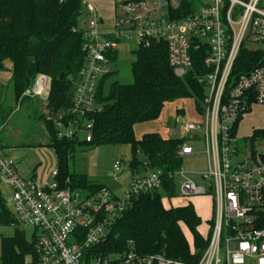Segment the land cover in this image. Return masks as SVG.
Listing matches in <instances>:
<instances>
[{
	"label": "built area",
	"instance_id": "1",
	"mask_svg": "<svg viewBox=\"0 0 264 264\" xmlns=\"http://www.w3.org/2000/svg\"><path fill=\"white\" fill-rule=\"evenodd\" d=\"M81 2L91 19L86 29H80L85 61L74 81L72 106L69 111L54 113L47 107L43 111L59 139L80 133L85 141L92 139L93 124L86 115L99 110L98 83L111 72L106 54L116 50L121 38H136L138 45L145 46L153 40L165 42L169 64L180 78L192 68L194 50L206 53V71L195 76L204 87L198 119L176 111L168 138L182 139L180 157L194 152L182 129L203 140L208 170L200 176L207 180L208 191L179 167L170 174L174 179L181 176L171 197L211 195L208 244L197 262L142 254L131 241L122 250L105 253L101 245L131 198L162 188L159 169L134 176L122 197L106 186L82 195L81 188L71 187L68 179L60 183L57 166L48 170L46 178L26 177L15 160L0 150V184L12 191L11 211L19 222L35 229L34 253L23 264H264V226L257 223L264 203V161H259L258 154L264 152L256 151L253 158L251 143L244 141L240 147L236 132L239 118L250 105L264 104V0H210L200 7L191 4L186 14L182 13L184 0H113L121 16L108 28L88 0ZM244 47L261 52V59L249 71L237 73ZM49 82V77L40 75L33 93L47 95ZM246 147L250 156L241 157ZM120 165V161L114 163L115 171Z\"/></svg>",
	"mask_w": 264,
	"mask_h": 264
},
{
	"label": "trees",
	"instance_id": "2",
	"mask_svg": "<svg viewBox=\"0 0 264 264\" xmlns=\"http://www.w3.org/2000/svg\"><path fill=\"white\" fill-rule=\"evenodd\" d=\"M184 1L186 9L182 13L186 14L192 10L194 0ZM81 9V0H0V69L4 60L10 61L16 103L33 100L32 86L39 75H45L50 78L46 107L54 113L70 110L74 81L85 61L83 35L77 27ZM134 53L131 83L114 80L104 94L105 78L111 72L100 78L96 101L101 107L86 115L92 121L93 133L90 141L83 142L130 144L132 170L138 166L144 170L159 169L162 188L131 198L130 205L112 224L101 250L105 253L122 250L131 241L142 254L158 253L171 259L197 262L208 244V234L203 235L199 228L201 217L192 203L164 207L161 195L176 194V181L170 174L181 165L182 157L177 151L182 139L164 137L157 132H145L136 138L133 129L136 123L158 118L166 103L179 98L193 97L196 109L200 110L204 87L195 76L206 71L203 63L206 53L201 49L193 51L192 68L183 78L173 73L165 42L153 40L149 45H138ZM261 55V52L242 48L236 72L249 71L257 65ZM106 57L114 60L115 51L108 52ZM11 112V107L0 103V127ZM39 118L48 133V140L39 145L53 149L60 183L65 184L68 179L71 187L90 192L104 187L70 170L69 160L78 136L59 139L54 124L45 120L43 113ZM256 138H264V129H253L247 138L252 145L253 158ZM140 154L143 160L139 159ZM257 223L264 226V203L257 212ZM9 224L15 226V231L13 235H0V264H23L26 255L34 253L35 239L26 240L17 218L0 197V225Z\"/></svg>",
	"mask_w": 264,
	"mask_h": 264
},
{
	"label": "rangeland",
	"instance_id": "3",
	"mask_svg": "<svg viewBox=\"0 0 264 264\" xmlns=\"http://www.w3.org/2000/svg\"><path fill=\"white\" fill-rule=\"evenodd\" d=\"M98 11L105 27H112L115 19L121 16L120 11L115 8L113 0H88ZM210 0H194V7H200ZM87 7L82 3V9L77 17V27L86 29L88 27L91 16L87 14ZM138 47V40L123 39L117 43L115 50L116 58L108 61L106 64L111 73L105 78L103 92L106 94L112 81L117 80L120 83H131L132 71L131 64L135 60L136 55L134 50ZM40 76V75H39ZM39 76L36 78H39ZM45 76V75H42ZM36 81L32 86L35 87ZM50 85V82H49ZM50 87V86H49ZM33 93V90H32ZM35 93V91H34ZM32 94V99L29 102L22 104L16 103L14 97L13 83L11 81V63L9 60H4L3 68L0 69V103L6 107H11L12 112L2 123L0 127V144L2 145V155H7L8 147L17 148L24 151L30 156L29 160L35 159V177L40 179L41 176L46 178L48 170L56 166L55 153L51 147L43 144L48 140V133L45 129L43 120H40L39 114L43 113L46 107L47 96L45 93ZM201 101H199L200 103ZM202 104V103H201ZM99 108L101 107L98 104ZM180 111L182 115L188 119H198V112L193 97H183L165 104L158 118L136 123L134 125V135L136 138L141 137L145 132H157L161 136L169 137V129L174 125V116L176 111ZM46 120V119H45ZM254 128L264 129V104L252 103L248 110L244 112L241 120L238 122L237 135L240 137V147H243L244 141L249 143L247 139ZM182 134L187 137V143L194 148V152L190 155H183L180 167L183 168L187 176L193 178L197 183L204 186L208 191L207 180L200 176L201 173L207 172L208 163L203 140L199 134L188 132L182 129ZM197 135L198 138L192 139L191 136ZM85 134L78 135V143H75L74 149L69 160V168L76 173L84 174L88 181L92 183L102 184L109 187L117 196L122 197L127 186L132 181L134 176H141L152 171L151 168L144 170L138 166L135 170L130 167L132 158V150L130 144L119 143H85ZM254 149L260 153L264 152V138H256L253 141ZM249 157L250 149L246 147L241 154V157ZM143 155H139V159L143 160ZM120 161V169L115 171L114 163ZM137 172V173H136ZM137 174V175H136ZM29 177L31 175H23ZM181 176H176V181H180ZM51 180V177L47 179ZM88 190L81 189V194L86 195ZM0 193L6 203V206L12 210V191L5 185L0 184ZM162 198H165V193H161ZM167 201H164L165 204ZM172 202L180 204L192 203L196 211L201 217L199 226L203 235L209 233L211 223L208 220L213 216V199L211 195H193L188 198L174 199ZM210 225V226H209ZM18 227L24 232L28 242H32L35 229L28 223L18 221ZM15 226L13 224L0 225V235H13ZM107 231V229H105ZM187 234V230L185 231ZM191 241V237L189 239ZM25 260H29L26 255Z\"/></svg>",
	"mask_w": 264,
	"mask_h": 264
},
{
	"label": "crops",
	"instance_id": "4",
	"mask_svg": "<svg viewBox=\"0 0 264 264\" xmlns=\"http://www.w3.org/2000/svg\"><path fill=\"white\" fill-rule=\"evenodd\" d=\"M104 25L106 26V24L104 23ZM241 120V119H240ZM255 129V128H254ZM263 129V128H262ZM238 130V124L236 127V132ZM2 145L0 144V150H2ZM7 152V156L12 157L17 165V169L19 171V173H21L22 175H31L34 178H36L35 176V168H36V162L35 159L33 160H29L28 157L30 156L29 154H27L24 151H20L17 148H12V147H8V149L6 150ZM137 173V172H136ZM137 175V174H136ZM42 178V176H41ZM40 178V179H41ZM39 179V178H38ZM176 181V179H175ZM109 188V187H108ZM176 188H177V181H176ZM177 190V189H176ZM174 199H182V198H178L176 196L174 197H167L165 196V198H162V203L164 205V207H170V206H178V205H185V204H180L178 202H172V200ZM167 203L169 204H165L164 201H167ZM196 210V209H195ZM197 212V211H196ZM197 214L199 215V213L197 212ZM200 216V215H199ZM187 238L190 239V235L187 233L186 234Z\"/></svg>",
	"mask_w": 264,
	"mask_h": 264
},
{
	"label": "water",
	"instance_id": "5",
	"mask_svg": "<svg viewBox=\"0 0 264 264\" xmlns=\"http://www.w3.org/2000/svg\"><path fill=\"white\" fill-rule=\"evenodd\" d=\"M27 93H30V90L29 89L27 90ZM258 158H259V161L260 162H263L264 161V153L258 154Z\"/></svg>",
	"mask_w": 264,
	"mask_h": 264
}]
</instances>
